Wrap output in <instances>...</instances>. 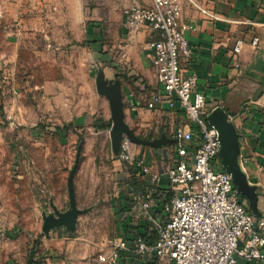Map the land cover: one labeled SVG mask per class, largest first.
<instances>
[{"label":"rangeland","instance_id":"1","mask_svg":"<svg viewBox=\"0 0 264 264\" xmlns=\"http://www.w3.org/2000/svg\"><path fill=\"white\" fill-rule=\"evenodd\" d=\"M80 1L76 30L61 17L49 38L31 27L21 34L17 24L0 22V256L14 264L26 253L45 251L61 264H111L100 262V256L116 257L122 188L117 176L123 163L113 157L111 128L93 127L111 121L95 77L102 68L114 81L124 69L112 49L109 24V56L101 59L94 46L100 25L105 26V0ZM13 25L17 30L9 34ZM79 147L76 202L90 212L79 216L75 233L61 228L47 239L42 214L52 212L51 202L61 213L69 210L67 182Z\"/></svg>","mask_w":264,"mask_h":264},{"label":"crops","instance_id":"2","mask_svg":"<svg viewBox=\"0 0 264 264\" xmlns=\"http://www.w3.org/2000/svg\"><path fill=\"white\" fill-rule=\"evenodd\" d=\"M136 1L105 0V26L102 30L103 25H100L94 46H98L101 59L109 56L105 51L108 40L105 28L109 24L114 41L112 49L124 69L118 79L122 86L127 124L143 139L153 140L163 134L172 139L175 129L186 126L187 120L178 106L174 110L165 105L155 110L147 108L151 98L161 93L162 88L157 82L148 49V44L155 38L154 33L148 28L130 33L125 27L124 11ZM178 4L181 26L185 30L191 28L185 37L192 51L190 58H181L180 74L184 79H197L194 90L204 96L209 113L217 108H224L229 113L238 133L242 170L249 183L258 188V211L264 216V0H178ZM82 6L80 0H0V22L20 27L17 30L13 25L15 28L10 27L9 34L16 30L21 34L34 30L49 38L51 29H58L55 23L61 17L67 20L71 29L76 30ZM254 39L259 40L256 46H252ZM239 41L243 43L242 50L236 55L234 50ZM198 143L195 139L191 146H199ZM139 147L141 149L135 151L136 155L144 159L153 173L166 172L174 161L176 145L165 147L162 153ZM122 167L117 176V185L122 187L118 190L116 207L120 222L119 238L132 248L136 235H148L150 232L149 222L137 219L135 210L141 196L155 187L129 166L123 164ZM166 187L167 181L163 178L160 190L155 188L154 209L158 215L163 214L166 191L162 190H167ZM25 256L21 264L29 263L31 255L26 253ZM0 264L14 262L9 257L0 256ZM33 264L61 263L45 251L34 255ZM117 264L149 262L124 252Z\"/></svg>","mask_w":264,"mask_h":264},{"label":"built area","instance_id":"3","mask_svg":"<svg viewBox=\"0 0 264 264\" xmlns=\"http://www.w3.org/2000/svg\"><path fill=\"white\" fill-rule=\"evenodd\" d=\"M124 16L130 33L148 28L155 35L148 49L162 92L151 98L147 108L155 110L165 105L174 110L178 106L187 125L174 131L172 139L178 141L174 161L164 173H153L136 155L135 145L123 141L118 160L156 189L166 179L169 200L163 214L158 215L154 209L155 188L144 193L135 216L149 222V234L136 235L132 248L127 241L116 239V257L108 260L100 256V262L117 264L124 252H130L149 264H235V256L248 264L263 263L264 216L258 219L251 215L232 178L221 168L219 134L208 124L211 112L204 96L194 90L197 79H184L180 74L181 58H190L192 51L185 37L191 28L181 26L178 0H137ZM258 42L254 39L252 46ZM242 45L237 42L236 55ZM195 139L199 146L192 147Z\"/></svg>","mask_w":264,"mask_h":264},{"label":"water","instance_id":"4","mask_svg":"<svg viewBox=\"0 0 264 264\" xmlns=\"http://www.w3.org/2000/svg\"><path fill=\"white\" fill-rule=\"evenodd\" d=\"M115 80L110 81L106 78V73L99 68L95 77V88L99 97L105 98L109 103L112 126L110 129V139L112 154L115 159L119 158L121 146L125 139L132 145L152 148L162 153L165 147L177 145L178 141L169 138L163 134L157 139H143L138 137L134 130L127 124L124 96L122 86L118 75L114 76ZM208 124L214 127L219 134L221 149L219 152L220 166L223 171L232 178V183L236 191L248 203V210L252 216L260 219L262 215L258 211V188L249 183L247 175L243 172L240 164V144L238 133L230 120L229 113L224 108H217L212 111L208 118ZM188 146L187 143L182 142ZM81 156V147L78 148L76 161L73 170L70 172L67 188L70 208L67 212L61 213L57 207L50 203L52 212L43 213L42 233L47 239H50V233L65 228L70 233H75L78 224V218L87 214L90 210H79L76 202L74 190V177L77 172ZM235 264H248V262L239 257H234Z\"/></svg>","mask_w":264,"mask_h":264},{"label":"trees","instance_id":"5","mask_svg":"<svg viewBox=\"0 0 264 264\" xmlns=\"http://www.w3.org/2000/svg\"><path fill=\"white\" fill-rule=\"evenodd\" d=\"M111 126H112L111 121H110V122L99 121V122H96V123L94 124L93 127H94L95 130H97V131H101V130L109 129V128H111ZM134 172H135V171H134ZM167 186H168V187H166V188L168 189V188H169V184H167ZM159 190H160V189H158L157 191H159ZM157 191H156V194L158 195L159 192H157ZM162 191H167V190L164 189V190H162ZM164 195H165V198H166L165 201H164V203H167L168 200H169V196H168L167 194H164ZM140 235H142V236H144V237L147 236V235H145V234H140ZM34 249H35V248H34ZM34 255H35V253L32 252L28 264H33Z\"/></svg>","mask_w":264,"mask_h":264}]
</instances>
